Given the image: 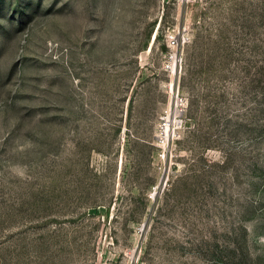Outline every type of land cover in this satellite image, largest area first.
<instances>
[{"label":"rangeland","instance_id":"rangeland-1","mask_svg":"<svg viewBox=\"0 0 264 264\" xmlns=\"http://www.w3.org/2000/svg\"><path fill=\"white\" fill-rule=\"evenodd\" d=\"M0 264H264V0H0Z\"/></svg>","mask_w":264,"mask_h":264}]
</instances>
